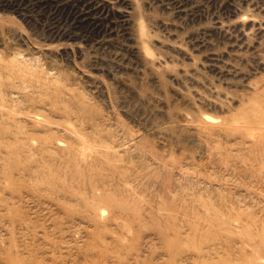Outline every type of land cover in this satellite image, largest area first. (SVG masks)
<instances>
[{"label":"rangeland","instance_id":"1","mask_svg":"<svg viewBox=\"0 0 264 264\" xmlns=\"http://www.w3.org/2000/svg\"><path fill=\"white\" fill-rule=\"evenodd\" d=\"M0 264H264V0H0Z\"/></svg>","mask_w":264,"mask_h":264}]
</instances>
